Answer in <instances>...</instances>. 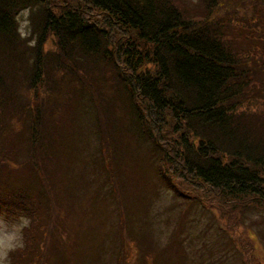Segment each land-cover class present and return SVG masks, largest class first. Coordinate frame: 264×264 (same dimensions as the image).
<instances>
[{"label": "trees", "instance_id": "1", "mask_svg": "<svg viewBox=\"0 0 264 264\" xmlns=\"http://www.w3.org/2000/svg\"><path fill=\"white\" fill-rule=\"evenodd\" d=\"M202 2L0 0V216L27 221L8 262H51L74 218L99 220L107 206L127 263L131 238L150 235L138 211L156 213L171 190L183 223L191 212L223 219L209 222L252 264L238 228L243 207L264 209V0ZM160 239L149 236L150 250ZM145 251L137 264H149Z\"/></svg>", "mask_w": 264, "mask_h": 264}, {"label": "rangeland", "instance_id": "2", "mask_svg": "<svg viewBox=\"0 0 264 264\" xmlns=\"http://www.w3.org/2000/svg\"><path fill=\"white\" fill-rule=\"evenodd\" d=\"M185 1L191 4V8L200 6L203 3L202 0ZM24 11L19 15L20 20L21 22L25 20L28 22L29 10H27V16L22 15ZM27 26L28 23L25 27V31ZM50 43L52 45V40H50ZM261 46L264 47V44ZM120 104L122 109H120L119 112L121 116L127 120L128 115L125 113V107L122 103ZM246 107L250 109L251 105H247ZM91 147L96 149L94 144ZM120 159L121 158L118 157L119 161ZM173 196H176L173 191H163L162 195L156 200L157 204H159L157 206L159 209H156V213L154 212L153 214L146 215L143 211H138V222H146L150 235L149 232H146L148 237L144 238L143 234L140 232V234L133 239L131 238V251L137 256L133 257L129 253L127 263L125 260H118L120 235L118 227L113 224L114 220L111 208L107 206L99 208V210L103 211L100 213L101 219H93V222H88L87 224L83 219L84 217L76 216L74 222H71L69 227L70 242H68L67 246L69 248L68 254L65 251L67 247L60 248L58 253L50 258L51 262L56 264H134V260H136L137 264L139 258L146 253L145 250H148V253L151 255V257L147 259L149 264L153 262L155 257L160 258V264H244L242 259H246L245 254H247L245 248L239 246L235 247L231 236L228 234L229 231L222 232L217 229V224L226 226L223 219L220 221V224L218 220L214 219V216H200V213L191 212L188 220L183 223V219L178 216L179 210L183 208L181 204L185 202L181 197L176 196L178 198L176 201L179 202V205L177 207L173 206L175 208V221L169 226L166 217L162 215L166 214L163 209H167V205L174 203V201L172 202ZM53 198L59 206L56 214L57 218L61 219L65 214L62 213L60 197L57 195V197L55 196ZM80 206V204L77 205L76 209ZM64 207L68 208V212L70 211L71 207L67 201L64 202ZM189 207L192 210V206L189 205ZM176 209H178L177 212ZM201 211H203V209H201ZM221 211L223 212L226 210L221 209ZM79 212L84 213L83 209H80ZM241 213L242 221L238 228V232L246 231V234H248L254 245L251 263L264 264V209H261V207L256 208L254 206H248L243 207ZM154 219L155 221L152 225L150 221ZM209 220H215L217 224L210 223ZM132 221L134 222V218ZM26 224L27 221L23 218L6 219V217L0 216V255L5 256L6 259L9 258L7 254L9 245H14V242L19 239L22 227ZM157 224H159V226L155 227ZM161 226L165 228V231L161 230ZM172 226L175 228L172 232H169ZM178 228L181 229V231L176 234L174 230ZM217 230L219 232H217ZM101 231L105 234L102 235ZM106 234L108 235L106 236ZM153 235L156 236L157 239L161 238L160 245L157 247L153 246L152 250H150V245L146 241L149 236ZM175 235H183L185 236V240L182 242L183 237L177 240L172 251V248L168 249V244ZM227 254H230V261H218L222 256L226 258ZM240 259L242 263L238 261ZM47 260L49 262V254ZM51 262L49 263L51 264ZM7 264H12V260H9V262L7 260Z\"/></svg>", "mask_w": 264, "mask_h": 264}, {"label": "clouds", "instance_id": "3", "mask_svg": "<svg viewBox=\"0 0 264 264\" xmlns=\"http://www.w3.org/2000/svg\"><path fill=\"white\" fill-rule=\"evenodd\" d=\"M22 15L23 16H27L28 15L27 10H25L22 13ZM17 20H20V16L17 17ZM27 23L28 22L26 20L21 22V26L19 28V33H20V35H21L22 38L26 37L29 34L28 32L25 31V27H26ZM52 38L55 39V34L54 33H53V37ZM30 46H35V40H33V41L30 42ZM47 50L48 49H47V45H46L45 46V51H47ZM23 246H24L23 236L21 235L19 237V239L14 242V245H9L8 251L9 252L14 251V250H16L18 248H23ZM0 264H7V259L3 255H0Z\"/></svg>", "mask_w": 264, "mask_h": 264}]
</instances>
